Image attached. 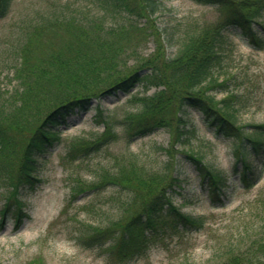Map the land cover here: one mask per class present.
Masks as SVG:
<instances>
[{"label":"trees","instance_id":"16d2710c","mask_svg":"<svg viewBox=\"0 0 264 264\" xmlns=\"http://www.w3.org/2000/svg\"><path fill=\"white\" fill-rule=\"evenodd\" d=\"M91 1L99 11L91 19L54 15L23 30L21 60L15 73L19 85L11 93L12 99L0 101V177L7 180L10 199L18 203L14 212L20 222L19 190L40 180L39 156L61 139L57 127L66 116L76 109H89L94 99L142 86L143 94H134L140 108L129 113L125 134L127 138L142 137L156 128H166L171 142L161 147L168 160L156 169L137 153H130L112 168L98 172L90 187L112 184L129 192L115 228L92 226V233L87 231L86 235L92 244L102 247L111 263L124 264L147 254L160 232L203 225V217L182 211L168 191L178 181L172 175L177 153L195 164L211 191L220 192L226 184L227 175L206 164L201 154L192 149L179 151L177 144H185L184 136L190 132L181 113L183 108L200 110L217 134L238 140L236 160L241 161V168L235 165V171L246 188L260 178L245 159L243 139L248 141L247 150L249 147L259 152L264 147V124L256 125L254 135L245 134L237 119V95L227 93L218 98L217 92L228 91L229 75L221 73L226 29L239 27L251 44L263 48L264 39L254 23L264 9V0H197L218 7L220 16L210 23H188L180 32L173 57L166 53L163 31L150 21L161 7L160 0ZM12 2L0 0V16L9 12ZM49 35L64 39L49 44ZM150 40L155 43L154 49L142 53V44ZM99 117L105 125L100 137L95 141L78 140L72 152L88 153L118 137L101 110ZM107 237L114 240L103 246ZM219 264H264V243L253 252L231 254Z\"/></svg>","mask_w":264,"mask_h":264},{"label":"rangeland","instance_id":"374dc122","mask_svg":"<svg viewBox=\"0 0 264 264\" xmlns=\"http://www.w3.org/2000/svg\"><path fill=\"white\" fill-rule=\"evenodd\" d=\"M160 1L161 7L150 21L163 31L169 57L176 55L178 37L188 23H210L220 16L218 7L197 0ZM98 14V7L91 0H13L9 12L0 16V101L12 99L11 93L19 85L15 73L21 60L23 30L49 16L91 19ZM254 27L264 39V9ZM240 31L236 26L225 31L221 73L229 75L228 91H219L217 96L237 95L238 122L245 134L254 135L255 125L264 123V46H254ZM63 39L49 35L46 42L52 44V40ZM154 47V41L150 40L142 44V53H150ZM142 89L138 85L130 92L118 91L95 100L89 109L70 113L57 127L61 139L39 156L40 181L34 187L24 186L19 190L24 211L22 221L16 224L11 212L3 221L0 219V264L33 261L113 264L102 247L87 238V229L91 226L114 229L117 224L114 222L125 209L123 203L130 196L127 190L112 184L90 188L94 186L95 175L104 167L112 168L118 159H126L130 153H137L147 165L158 169L168 160L162 147L171 142L164 127L146 136L127 138L126 119L130 112L139 110L140 103L134 94H143ZM154 90L155 87L148 93ZM99 109L118 137L108 143L106 140L99 149L88 153L72 152L78 140L95 141L103 133L105 125L97 113ZM181 113L190 132L184 136L185 144H177L179 151L192 149L201 154L206 164L227 175L226 184L214 193L195 164L177 153L173 175L178 181L168 191L185 213L202 216L203 225L174 233L160 232L150 243L147 254L124 264H219L231 254L253 252L264 243V147L259 152L249 147L247 150L248 141L243 139L245 159L260 175L252 188H246L235 171V165L241 168V161L236 160L238 140L217 134L196 108L185 107ZM6 181L0 177V210L11 196ZM113 240L107 237L103 246Z\"/></svg>","mask_w":264,"mask_h":264}]
</instances>
